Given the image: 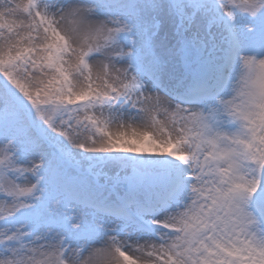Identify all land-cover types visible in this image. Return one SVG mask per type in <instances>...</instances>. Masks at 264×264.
Here are the masks:
<instances>
[{
    "label": "snow or ice",
    "instance_id": "snow-or-ice-1",
    "mask_svg": "<svg viewBox=\"0 0 264 264\" xmlns=\"http://www.w3.org/2000/svg\"><path fill=\"white\" fill-rule=\"evenodd\" d=\"M0 264H264V0H0Z\"/></svg>",
    "mask_w": 264,
    "mask_h": 264
}]
</instances>
